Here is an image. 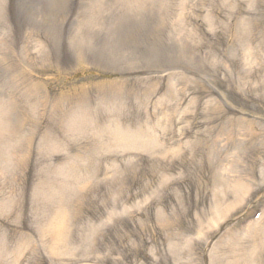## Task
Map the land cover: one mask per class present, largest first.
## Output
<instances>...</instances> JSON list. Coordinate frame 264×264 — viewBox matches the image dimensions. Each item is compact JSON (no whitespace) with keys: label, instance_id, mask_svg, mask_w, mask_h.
I'll use <instances>...</instances> for the list:
<instances>
[{"label":"rangeland","instance_id":"rangeland-1","mask_svg":"<svg viewBox=\"0 0 264 264\" xmlns=\"http://www.w3.org/2000/svg\"><path fill=\"white\" fill-rule=\"evenodd\" d=\"M0 264H264V0H0Z\"/></svg>","mask_w":264,"mask_h":264},{"label":"bare ground","instance_id":"bare-ground-1","mask_svg":"<svg viewBox=\"0 0 264 264\" xmlns=\"http://www.w3.org/2000/svg\"><path fill=\"white\" fill-rule=\"evenodd\" d=\"M136 139L139 141V143H143V142H144V141H143V142H142V141H140V140H139V139H140L139 137H138V138H136ZM137 143H138V142H137Z\"/></svg>","mask_w":264,"mask_h":264}]
</instances>
